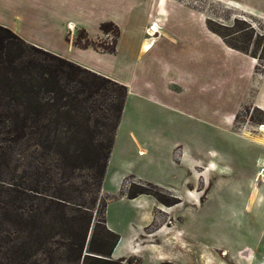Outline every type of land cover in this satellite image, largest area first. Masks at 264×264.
I'll list each match as a JSON object with an SVG mask.
<instances>
[{
  "label": "rangeland",
  "instance_id": "rangeland-1",
  "mask_svg": "<svg viewBox=\"0 0 264 264\" xmlns=\"http://www.w3.org/2000/svg\"><path fill=\"white\" fill-rule=\"evenodd\" d=\"M44 1L23 0L22 18L16 17L12 11H3L1 5L0 13L22 34L68 53L67 37L71 41L73 23L69 24L71 30L63 34L30 27L38 12L44 10L34 5ZM204 5L207 7L205 11L219 21H209L208 29L239 50L238 55L243 58L237 56L233 59L218 49L220 69L216 72L211 69L210 72L206 65L211 66L214 59L205 51L208 56L203 61L202 77L204 85L208 84L209 88L206 87L201 94L199 85L194 82L190 86L189 83L196 73H200L201 62L185 58V52H168L165 49L168 46L162 42L153 47L154 36L159 30L154 35L148 34L147 41L152 45L140 54V74L134 87L144 92L143 96L152 89L163 106L170 109V118L176 125L184 122L186 114L192 113L189 118L193 114L211 118L210 111L217 106L221 114L216 122L221 123L225 114L230 112L235 117L236 129L259 123L263 114L250 104L256 90L250 84L251 64L248 61L255 63L252 69L256 74L264 72L262 25L254 21V28L247 16L230 6ZM88 9L84 12L83 7L74 9L70 6L69 10L72 14L77 12L76 16L87 17L84 21L94 25L98 15H89ZM101 12L106 16L114 13L110 6ZM144 16L142 13L138 17L140 25L130 19L123 23L125 37L133 25L142 29L154 23L153 19L146 21ZM109 21L113 22H104ZM1 26L0 264H100L91 256L107 252L115 241L105 222L106 204L113 187L105 182L107 166L104 155L115 131L124 93L122 85L125 84L107 77L112 81L97 79L89 89L80 83V79H88L87 73L76 69L68 73V67L56 58L60 55L23 41L12 29L9 28L10 32ZM116 26L108 27V38L93 41L84 37L80 27L74 41L85 44L90 40L98 49L111 52L119 30ZM153 56L159 57L160 61L156 63ZM136 57L137 53L133 59ZM161 63L172 68V80L165 81L159 75ZM149 64L152 72L145 70ZM217 76L220 81L219 101L215 90H211V84H217ZM146 81L151 83L150 90ZM189 118L187 121L191 122ZM263 125H258L260 132ZM246 132H243L244 136ZM263 171L264 161L258 175H214L213 180H195V188L186 180L189 175H161L169 176L167 184L170 187H167L173 189V193L174 188H186L185 192L192 197L181 207L180 217L188 222L189 235L194 234L193 223H197L199 231L202 230L201 240L206 245L195 254L201 252L224 258L230 264H255V261L264 260ZM102 175L105 176L100 188ZM133 181L134 175H129L122 180L121 186L129 191L146 188L169 206L177 202L174 194L166 189L149 182ZM183 182L188 186L182 185ZM197 188L199 194L195 191ZM191 190L194 191L192 194ZM116 206L111 204L112 212ZM86 252L91 256H86ZM113 264L139 263L129 258L115 260Z\"/></svg>",
  "mask_w": 264,
  "mask_h": 264
},
{
  "label": "crops",
  "instance_id": "crops-1",
  "mask_svg": "<svg viewBox=\"0 0 264 264\" xmlns=\"http://www.w3.org/2000/svg\"><path fill=\"white\" fill-rule=\"evenodd\" d=\"M58 1L45 0L34 5L44 10L38 12L35 23L30 27L50 33L59 31L63 34L71 30L69 24L73 23L75 28L71 30L73 34L71 41L67 37L68 53L22 34L17 26L7 22L2 13H0V24L12 29L26 42L119 81L128 88V95L105 173V182L108 181L113 187L110 190L111 196L107 200L106 226L118 236L111 257L114 260L133 258L139 264L166 262L230 264L224 258L211 257L201 252L195 254L202 251L203 245H206L201 240L202 230L199 231L197 223H193L194 234L189 235L187 233L188 222L180 217L181 207L186 205L187 199H192V197L187 195L186 188L184 190L174 188L176 190L173 193V189L167 184L169 176L161 175H189L186 180H189L194 188L195 180H213L214 175H258L264 161V143L245 137L243 132L251 131L255 137L262 135L258 130V125L264 124V72L256 74L252 69L255 63L248 61L251 64L250 84H253L256 90L255 96L250 99V104L263 114V119L259 123L247 124L236 129L233 123L235 117L230 112L225 114L221 123L216 122L221 114L217 106L211 109L209 120L202 114H193L194 118H189L188 116H192V113H185L184 122L176 125L170 118V109L163 106V102H160L155 92H151L152 86L150 87L149 81H146L147 88L151 90L147 96H143L144 92L134 87L140 74L138 69L140 54L145 53L143 45L148 37L146 31L148 25L142 29L133 25L130 34L125 37L123 23L130 19L132 23L140 25L138 17L142 13L145 14L146 21L153 19L152 22H157L160 32L156 35L153 47L162 42L168 46L165 48L168 52H185V58L199 60L201 71L196 73L189 83L190 86L194 82L199 85V91L202 94L206 87L209 88L208 84L204 85L202 77L203 61L208 56L205 51H208L214 59L211 66L206 65L210 72L211 69L214 72L220 69L221 62L216 53L218 49L233 59L243 56L238 55L241 52L227 44L219 34L208 29L209 21H219L211 13L205 11L207 7L204 3L211 5L215 3L234 8L236 12L247 16L254 28V21H259L262 25L260 34H264V0ZM0 5L3 11H12L16 17L22 18L23 0H0ZM41 5L44 7H40ZM70 6L74 9L83 7L84 12L89 8L87 10L89 15L93 14L94 17L98 15L94 20L95 24H87L84 21L87 17L76 16L77 12L72 14L69 10ZM108 6L114 11L110 16L101 12L104 7ZM105 20H111L119 27L114 52L101 50L95 46L83 47L75 43L74 38L80 27L87 31L92 41L108 38L110 34L101 29V24ZM205 38H208L207 41ZM150 45H152L151 42ZM136 53L137 57L133 59ZM153 58L156 63L160 61L157 56ZM160 65L162 72H159V75L165 81L172 80V68L164 63ZM145 70L152 72L150 64L146 65ZM215 79L217 84H211V90H215L216 100L219 101V76ZM188 118L192 121H187ZM129 175H134V183H137L136 181L149 182L166 189L174 194L177 202L170 206L166 205L154 194H140L135 198H129V188L121 186L122 180ZM184 184L188 186L187 182L182 183ZM195 191L199 194L198 188ZM192 192L194 191L191 190L190 193ZM211 194L214 197V188ZM112 203L117 205L113 212L111 211ZM227 206L232 207V204ZM255 264H264V260L255 261Z\"/></svg>",
  "mask_w": 264,
  "mask_h": 264
},
{
  "label": "trees",
  "instance_id": "trees-1",
  "mask_svg": "<svg viewBox=\"0 0 264 264\" xmlns=\"http://www.w3.org/2000/svg\"><path fill=\"white\" fill-rule=\"evenodd\" d=\"M109 26H115V24L113 22H110V21L109 22H103L101 24V29L104 32H110V29L108 28ZM1 27L6 29V30H8V31H10V32H12L7 27H3V26H1ZM82 30L84 31V34H85L84 37L87 39V37H88L87 36V31L85 29H82ZM117 34H119V30H118ZM77 44H79L80 46H85V47L90 46V45H94L93 42L90 41V40H87V42L85 44L80 43L79 40H78ZM114 51H115V47H114V49H111V52H114ZM254 57H257V56H254ZM56 58H58V60L60 62H62L63 64H65L68 67V70H67L68 73H70V71L73 70V69L74 70L76 69L78 71L87 73L88 74V79L87 78H86V80L80 79V83H83L89 89L93 88V85L96 84L95 81H97V79L106 80L107 82L112 81L111 79H109V78H107L105 76H102V75H99V74H97L95 72H92V71H90V70H88L86 68H83V67H81V66H79V65H77V64H75V63H73V62H71V61H69L67 59H64V58H62L60 56H56ZM64 72H65V70H64ZM89 76H92L94 78H91ZM122 86L124 87V93L121 95L122 99H121V103H120V107H119V112L120 113L118 115V120H117V122H116V124L114 126V129H115L114 134L112 135L111 139L108 142L107 152L104 155V158L106 160L105 167L107 166V163H108V160H109V157H110V154H111V150L113 148V144H114V140H115V133H116L117 127L119 125L121 114H122V111H123V107H124V104H125V101H126V98H127V94H128L127 87L125 85H122ZM83 88H84V86H83ZM100 145H103L102 142H101ZM104 176L105 175L101 176L100 186H99L100 188L102 187V182L104 180ZM99 191H101V189ZM140 194H152V193L148 189L145 188V189H141L139 191H129L128 196H129V198H135V197L139 196ZM106 207H107V204H106ZM109 232L112 235H114L115 241H114V244H113V246L111 247L110 250H108L107 252L101 253V255H103L104 258L95 257V256H91V255H86V256H91L94 260L98 261L100 264H113V263H115V260L111 257V253H112V250H113V248H114V246H115V244H116V242L118 240V236H117V234H115L114 232H112L110 230H109ZM86 256H85V258H86ZM163 264H174V263L166 262V263H163Z\"/></svg>",
  "mask_w": 264,
  "mask_h": 264
},
{
  "label": "bare ground",
  "instance_id": "bare-ground-1",
  "mask_svg": "<svg viewBox=\"0 0 264 264\" xmlns=\"http://www.w3.org/2000/svg\"><path fill=\"white\" fill-rule=\"evenodd\" d=\"M71 28H73V25L71 26ZM159 30H160V26H159V24L157 22L156 23H152L149 27L146 28L147 33L150 34V35H154ZM154 37H156V36H154ZM150 47H151L150 41H147V39H146V41L144 42V45H143V50L147 51L148 49H150ZM260 130L263 133L260 137H255L250 132H246L245 136L250 137L252 139H255V140H257V141H259L261 143H264V125L262 127H260ZM263 175H264V171H263Z\"/></svg>",
  "mask_w": 264,
  "mask_h": 264
},
{
  "label": "water",
  "instance_id": "water-1",
  "mask_svg": "<svg viewBox=\"0 0 264 264\" xmlns=\"http://www.w3.org/2000/svg\"><path fill=\"white\" fill-rule=\"evenodd\" d=\"M85 254H86V255H90L91 253H90V252H86ZM95 256H97V257H101V258H104L102 255H95Z\"/></svg>",
  "mask_w": 264,
  "mask_h": 264
}]
</instances>
